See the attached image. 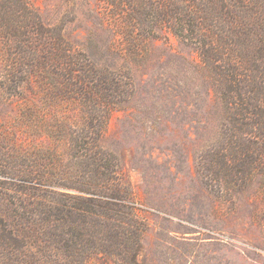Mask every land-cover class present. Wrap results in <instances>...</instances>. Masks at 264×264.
<instances>
[{"label": "trees", "instance_id": "trees-1", "mask_svg": "<svg viewBox=\"0 0 264 264\" xmlns=\"http://www.w3.org/2000/svg\"><path fill=\"white\" fill-rule=\"evenodd\" d=\"M115 1L132 40V29L143 41L167 29L199 53L223 111L221 138L202 156L207 185L238 189L264 173V0ZM63 30L45 24L30 0H0V86L18 93L46 80L87 116L66 123L69 170L4 172L52 185L0 192V264H138L146 222L121 184L116 157L101 146L133 85L122 70L83 61Z\"/></svg>", "mask_w": 264, "mask_h": 264}, {"label": "rangeland", "instance_id": "rangeland-1", "mask_svg": "<svg viewBox=\"0 0 264 264\" xmlns=\"http://www.w3.org/2000/svg\"><path fill=\"white\" fill-rule=\"evenodd\" d=\"M30 1L45 24L64 25L83 61L130 76L133 92L112 113L101 146L116 157L121 184L146 222L138 264H264V173L238 189L212 188L202 175V156L221 138L223 111L195 47L167 29L146 41L132 29V40L113 0ZM44 82L18 93L0 86L2 175L73 167L65 127L85 123V107ZM2 175L8 197L26 185H52Z\"/></svg>", "mask_w": 264, "mask_h": 264}]
</instances>
